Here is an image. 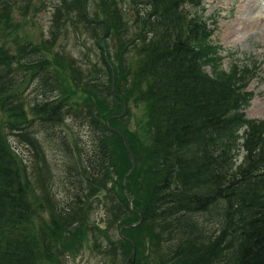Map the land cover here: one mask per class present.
Instances as JSON below:
<instances>
[{
  "label": "trees",
  "instance_id": "trees-1",
  "mask_svg": "<svg viewBox=\"0 0 264 264\" xmlns=\"http://www.w3.org/2000/svg\"><path fill=\"white\" fill-rule=\"evenodd\" d=\"M203 1L141 0L149 10L136 37L141 38L140 44L135 39L125 47L121 41L111 51L109 45L98 42L99 48H107L109 55L113 52L117 61L110 59L112 54L110 62L107 57L102 59L108 80L97 86L103 88L104 98L95 94L99 102L96 113L92 102L74 103L78 105L75 112L92 127V149L84 148L83 158L79 141L59 135L67 155L64 178L76 185L83 170L105 173L113 165L112 137L126 147L114 130L120 131L113 123L119 117L109 120L111 127L102 120L120 112H112V106L111 111L102 107L103 102L107 104L105 95L112 96L116 71L117 99L127 103L134 96L148 109V140L136 132L129 134L127 129L120 132L127 143L130 140L131 150L140 148L143 154V171L131 174L135 183L127 184L135 210L140 212L135 214L136 220L143 218V225L161 220L158 223L164 230L159 244L166 259L161 255L152 264H264V120H250L242 112L253 97L243 89L255 67L239 76L235 73L236 78L226 72L211 75L205 71V65L213 64L217 57L218 47L208 42L214 29L208 27L203 15L189 9ZM8 5H14L13 0H0V264H47L52 259L50 243L64 229L62 215H56L58 206L53 205L56 175L38 133L16 120L17 110L27 104L17 90L27 77L38 74L42 91L32 111L41 125L54 126L63 123L77 95L75 86L84 79L74 70L77 78H67L69 93L61 83L57 57L53 62L39 47H28L32 42L21 35V43L15 38V44L8 45L7 38L14 33ZM119 15L115 9L106 18L115 24ZM82 17L91 24L97 22L85 13ZM121 31L122 27L117 29L116 37ZM130 45L135 49L125 64L124 50ZM93 72L85 83L88 89L96 87L94 81L99 82ZM5 116L8 119H3ZM3 124L20 131L22 140L34 148L35 176L6 139ZM242 152L243 160L238 163ZM125 207L133 210L128 203ZM46 211L51 212L49 222L42 215ZM129 244L131 240L125 242V256L132 254L126 247ZM154 257L151 253L148 260ZM148 260L142 256L139 264Z\"/></svg>",
  "mask_w": 264,
  "mask_h": 264
},
{
  "label": "rangeland",
  "instance_id": "rangeland-1",
  "mask_svg": "<svg viewBox=\"0 0 264 264\" xmlns=\"http://www.w3.org/2000/svg\"><path fill=\"white\" fill-rule=\"evenodd\" d=\"M105 1L13 0L14 5H8L7 8L13 16L14 24V33L7 38L8 45L15 44L13 42L15 38L19 41L21 35L23 39L26 37V40L32 42L28 47H39V50L50 55L52 61L57 57L59 59L57 71L63 88L69 93L71 89L67 87L69 84L67 78L73 76L77 78V72H81L84 79L81 84L75 86L77 95L72 98V106L68 109L63 123L54 126L41 125L32 111V105L35 99H40L41 96L38 95L42 91L38 85L40 81L38 74L27 77L17 90L19 96L22 93V99H25L27 104H24L22 111L17 110L16 120L23 126L28 125L33 133H38L41 146L56 175L53 205L58 206V210L57 214L54 213L58 216L62 215L64 229L50 243L52 259L47 264H135L136 261L139 264L142 256L148 260L151 253H155V257L146 264H152L161 255L166 259L159 244L163 242L164 231L158 223L161 220L145 225L142 224L143 218L136 220L135 214L140 215V212L135 210V200L127 185L135 183V180L131 181L129 178L131 174L135 175L138 171H143V154L140 148H135V151L132 149L133 168L124 144H119L116 138L112 137L109 147L112 150L113 165L105 173H102L104 170L99 172L83 170L81 182L76 185L65 182L64 178L67 155L60 146L62 139L59 135H64L68 140L79 141L81 147L79 152L83 158V149L85 148L86 151L92 149L91 133L94 134L92 127L88 125L84 116L75 112L78 105L74 106V103L78 101L80 104L84 102V105H90L92 102L96 113L99 102L96 101L95 94L104 98L101 94L103 88L97 87L101 82L106 83L108 80L102 59L107 57L110 62L108 56L113 55V52L109 55L107 48L102 51L98 42L109 45L111 51L114 47L116 50L121 41L125 42L127 47L128 43L140 35L143 17L149 10L146 5L141 4V0ZM199 7L191 6L189 9L193 13L203 15L208 27L214 29L208 42L218 47L216 61L205 65V71L211 75L226 72L232 78H236L235 73L239 76L241 71L255 67L253 73L251 72L249 85L243 89L251 92L253 97L243 106L242 112L250 120H264V0H204ZM115 9L121 15L119 22L115 20V24H111L106 16ZM82 13L88 18L95 19L96 24L86 21ZM121 27V34L116 37L117 29ZM139 39L141 38L136 39L137 44H140ZM19 42L21 43L22 40ZM134 49V45H130L126 50L123 48L125 64ZM110 59H113V62L117 61L114 55ZM93 71H95L94 79L99 82L94 81L96 87L93 84L94 86L91 85L88 89L85 83L93 77ZM116 73L115 71L112 74L115 83L112 96L105 95L107 104L103 102L102 107L108 106V111H111L110 106H112V112H120L102 120L109 124L111 118L119 117L117 122L113 123L120 131L127 129L129 134L136 132L142 139L148 140L150 138L148 109L134 96L128 98L127 103L126 99H117ZM239 84L243 85L241 81ZM76 97L78 100H75ZM120 116L125 118L122 119ZM3 119L8 117L5 116ZM5 127L6 124H3L6 139L20 158L28 163L29 171H34L35 176L37 160L34 148L29 142L22 140L20 131L17 133ZM245 128L239 130L240 135L244 133ZM243 156L242 152L238 163L243 160ZM90 179L91 182L88 181ZM126 203L130 209H133L131 212L125 207ZM42 215L46 222L51 220L50 211ZM132 227L136 228L131 229ZM120 239H124L121 244ZM125 240L132 241V244L126 246L131 250L129 254L132 253L129 255L130 258L124 255Z\"/></svg>",
  "mask_w": 264,
  "mask_h": 264
},
{
  "label": "water",
  "instance_id": "water-1",
  "mask_svg": "<svg viewBox=\"0 0 264 264\" xmlns=\"http://www.w3.org/2000/svg\"><path fill=\"white\" fill-rule=\"evenodd\" d=\"M102 24L104 25L103 22H102ZM114 87H115V83L113 82V87H112V88H114ZM124 106H125V105H124ZM124 113H125V111H124ZM122 115H123V114H122ZM115 117H116V116H115ZM114 130L117 131V132L120 134V136H121L123 142L125 143L126 148H127V151H128V153H129V155H130V159L132 160L133 168H134V161H133L134 155H133V153H132V150H131L130 146H129L128 143H127V139H126V137H125L121 132H119L118 130H116V129H114ZM130 257H131V256H129L128 258H130Z\"/></svg>",
  "mask_w": 264,
  "mask_h": 264
}]
</instances>
